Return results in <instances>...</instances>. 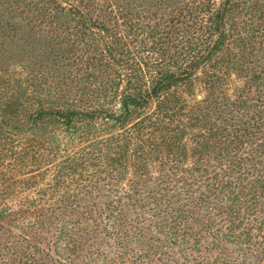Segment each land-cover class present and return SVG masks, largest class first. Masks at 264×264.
I'll return each mask as SVG.
<instances>
[{
  "label": "trees",
  "instance_id": "trees-1",
  "mask_svg": "<svg viewBox=\"0 0 264 264\" xmlns=\"http://www.w3.org/2000/svg\"><path fill=\"white\" fill-rule=\"evenodd\" d=\"M74 1L0 0V264H264V0ZM59 14L86 45L61 82ZM20 46L53 56L49 80L17 71ZM19 182L40 195L21 210ZM206 235L226 246L211 262L191 258Z\"/></svg>",
  "mask_w": 264,
  "mask_h": 264
},
{
  "label": "rangeland",
  "instance_id": "rangeland-1",
  "mask_svg": "<svg viewBox=\"0 0 264 264\" xmlns=\"http://www.w3.org/2000/svg\"><path fill=\"white\" fill-rule=\"evenodd\" d=\"M74 2H75L76 5H79V7L82 8V9L85 7V2H80V0H75ZM137 6L138 5H136L135 7H137ZM144 6H146V5H144ZM113 7H115V5ZM137 8H140V7L138 6ZM59 15H62V14H59ZM65 17L63 16V19H66V22L67 23L69 22V23L67 24L68 29H66V30L63 31L62 37L65 36L66 37V40L69 39L71 41V43H73V49L75 50V52H72L71 55L72 56H73V54H77V55L74 56V57H72L71 59L65 60L63 62V63H69V64H66L63 67L61 73H59V76L60 77H59V80L58 81H60V82H61L60 79L63 78V80H64V78L66 76H69L70 75L68 73H69L70 69L73 66V61L75 60L74 62H78L79 59H80L78 57L79 56V53H81L79 49L86 46V45H81L80 44L81 43V32H78L77 29H74V28L72 29V25L70 24L71 23V14L69 16L66 15ZM8 20H11V18L5 16L4 21H8ZM23 22L24 21H22V22H20V21L18 22L17 21V24H18L17 26L20 27V25H21V27L18 29V33L19 34H23V32L24 31H27V29L29 30V27H25L24 24H23ZM19 43H20V39H17L16 45L19 46ZM99 48H101V47L99 46ZM26 49H28V46H26V47L20 46L18 48V54H20L19 56H21V57L23 56V59H24L25 62L23 63L22 67L21 66L16 67L17 68V71H21V72L26 73L27 70L24 69V67L29 68V63L32 61L33 63H37V65L40 66L41 71H42V75L43 76L45 75L47 77V79L49 80L50 79V73H51V71L53 72V70H55V68L52 66V65H54V64H52L53 63V61H52L53 56L52 55L45 56V57L40 56V59H39L40 61L38 62L37 61L38 58L35 57V56H31L32 53L28 52ZM7 50H8V52L7 51H4V54L3 55L10 57L9 58V63L10 62H14L15 59L18 57L17 56V50L14 51L10 47H8ZM10 50L13 51L12 54H10ZM198 74H201V73H198ZM200 76H202V74ZM245 81H246V78L244 77V75H241V74H239L237 72H231V76L226 77L225 85H224L225 87L224 88L229 89L228 91L230 93H234L236 90H237V92H239L240 91L239 88H242L244 86ZM68 86H70V85H68ZM84 90H88V89L85 88ZM185 90H189L188 91V95L190 97L189 100H190V104L191 105L196 104V102H198V101H202L205 98L206 94H207V90L205 89V86L203 85V82L201 80L199 82H195V86H193V87H186ZM180 132H181L180 133V136L182 138L181 141L184 144H186V152H187V155L189 156L192 153V151L194 150V146H195V143L193 142L194 141L193 136L190 135V133H189V131L187 129L186 130H183V131H180ZM181 149L183 150V148H181ZM185 162L188 163V161H185ZM47 174L49 176L46 179L47 182H48V179L50 178L51 175H50V173H47ZM20 178H21L20 176H16V174H13L12 175V178L10 179V181L9 180L8 181H9V183H11L13 179L19 180ZM30 181L33 182L34 181V178H32ZM30 181H28V182H30ZM12 188L15 189L16 191L14 192L13 195H11L10 197L7 198L8 199L7 202H8V204L10 206L13 207V209L16 208V209H20L21 210V208H22V203L21 202L23 200H25V199L26 200H30L31 198L34 199L35 197L39 198V196H40L37 192H34V190L36 189V187H32V186L31 187H28V183L25 184V183L19 182L16 185L12 186ZM34 204L35 205H40L39 200H37V202H35ZM24 217H25V215H20V216L18 215V217H16V219L14 218L15 219L14 222L18 223L17 221H19V224H22L21 223V220L24 219ZM14 231L16 233H19L20 232L16 228L14 229ZM207 237H210L209 238V240H210V243H209L210 247L208 248V252L203 251V252H201L199 254H197L195 252L194 253H191V258H192V256L195 255V258H197V257H199V258H205V260L207 262L208 261L211 262V261L215 260V257H218V254L219 253H221V252L224 251V249L226 247L224 243H217V242H215L211 238V236H207ZM260 239H261V236L258 235V238L254 239L253 242L256 241V240L259 241ZM258 244H260V242H258ZM236 248H237V245L233 246V248H232V255H233V257H236L237 254H239V251H238L239 249H243L246 252L247 251V248H248V244H241L238 250ZM133 250H134V252H136L135 255H137V254L140 253L138 246H135L133 248ZM229 251H230V249L228 251L224 252V253L225 254H229ZM86 252H88V251H86ZM260 252H261V249H259L256 253H260ZM131 254L132 253L127 252L126 257H128V256L130 257ZM241 256L242 255L239 256L238 261L241 260V263L240 264H245L244 261L242 262V259L243 258H241ZM250 256H252L253 259H256L257 254H253V255H250ZM130 261H131V259H130ZM190 262H192V261H190ZM193 262L196 263L197 262V259L195 261H193ZM246 262H248V260ZM129 264H131V263H129Z\"/></svg>",
  "mask_w": 264,
  "mask_h": 264
}]
</instances>
